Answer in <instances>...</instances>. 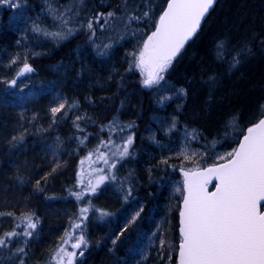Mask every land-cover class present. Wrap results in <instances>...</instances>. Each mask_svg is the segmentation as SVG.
Here are the masks:
<instances>
[{
    "label": "trees",
    "instance_id": "obj_1",
    "mask_svg": "<svg viewBox=\"0 0 264 264\" xmlns=\"http://www.w3.org/2000/svg\"><path fill=\"white\" fill-rule=\"evenodd\" d=\"M115 2L85 0L89 8L103 12ZM134 2L144 9L153 6L155 14L165 0ZM24 3L19 10L0 5V212L5 213L0 216V235L14 228L20 231L16 217L34 214L40 221L38 235L29 238L25 264H49L65 231L78 221L80 209L88 207L82 227L90 243L74 264H137L144 252L147 259L141 264H176L181 170L224 161L219 154L236 147L239 137V130L230 124L233 116L243 127L264 103V49L259 40H253L254 36L264 39V0H218L198 34L173 62L166 82L151 89L141 86L139 69L128 71L132 57L126 53L138 50L140 37L125 35L109 57H99L83 32L57 41L30 31L33 21L49 31L53 22L45 11L46 0ZM115 27L121 31L119 22ZM116 32L98 30L97 35L104 40ZM219 41L230 42V47L252 41L254 54L230 71L227 63L216 59ZM17 54L19 59L12 64ZM25 58L34 71L20 77L17 86H9L5 81L17 76ZM180 89L187 91L186 97L178 94ZM60 103L65 108L54 114L51 109ZM73 103L76 106L70 107ZM113 118L135 127L124 133L101 131ZM173 118L177 127L169 131ZM129 134L134 135L132 154L111 169L116 149L99 147L101 142L111 136L122 143L120 137ZM84 135L87 140L81 143ZM100 152L108 155L109 164L93 155L95 171L90 176L86 171L85 184L90 178L95 182L100 174L96 169L115 174L125 189L133 190L128 202L118 182H105L84 200L70 194L81 190V160L85 163L89 153ZM52 196L55 199H48ZM140 206L143 212L125 233L127 239L121 237L125 242L113 246L126 219ZM101 212L111 215L101 216ZM157 228L163 229L164 249L158 247ZM20 246L13 241V249ZM0 264H13L8 250H0Z\"/></svg>",
    "mask_w": 264,
    "mask_h": 264
},
{
    "label": "snow or ice",
    "instance_id": "obj_2",
    "mask_svg": "<svg viewBox=\"0 0 264 264\" xmlns=\"http://www.w3.org/2000/svg\"><path fill=\"white\" fill-rule=\"evenodd\" d=\"M101 2L103 3V0ZM214 3L215 0H165L164 5L154 14L153 6L144 9L134 0H116L115 4L107 5L111 8L107 12L89 8L85 0H65L62 4L55 0H46L45 11L52 19L53 30L42 28L36 21L32 22L29 30L57 41L67 40L78 32H83L99 57H109L115 43L123 40L125 35L138 36L141 38L138 50L126 53L132 57L128 71L139 69L143 76L141 86L151 89L165 81V75L173 62L184 50L185 45L196 36ZM0 5L16 10L26 6L24 0H0ZM117 22L120 24L119 32H116ZM141 24L144 25L143 28H139ZM98 30L113 31L116 35L101 40L97 35ZM253 40H259L261 49H264V39L254 36ZM253 54L252 41L231 47L230 42L219 41L215 49L217 61L227 63L230 71L237 70ZM17 59L19 54L11 63L15 64ZM33 71L25 58L17 76L5 83L17 86L20 77ZM210 80L214 82L215 77H210ZM178 94L186 97L187 91L180 89ZM75 106L73 103L70 107ZM64 108L65 104L60 103L51 111L55 114ZM80 119L81 117H76L77 121ZM73 123L81 132L84 131L76 121ZM230 124L239 130V137L242 139L237 138V146L231 151L219 154V158L225 162L203 171L199 170L197 165L195 169L184 172L187 195L184 197L183 211L180 213L181 242L178 245V264H264V211L261 210L264 207V103L258 106V111L243 127L239 125L235 115ZM134 127V123L121 125L113 118L109 125L101 126V131L108 129L109 132L118 130L119 133H124L126 129ZM176 127L177 121L173 118L169 131ZM84 140H87V135H84L80 142ZM120 140L122 143H117L110 136L107 142L102 141L99 146L115 147L113 155L117 156V159L110 164L111 169H115L121 159L132 154L129 149L133 144L134 135L121 136ZM93 155H96L97 159L102 158L106 165L109 164L108 155L102 152L89 153L86 159L91 162ZM53 157L59 163L56 150H53ZM80 163L83 165L84 160ZM96 171L100 174L95 177V182L90 178L85 184L82 169L79 180L81 190L70 194L77 200H84L89 194L95 195L105 182H118L121 190L125 192L123 199L128 202L132 196L131 187L125 189L123 182L119 181L115 174H103V169ZM212 178L218 183L214 185L215 190L209 192L207 186ZM36 183L38 186L40 181ZM37 190L43 191V188L37 187ZM88 212V207L80 209L78 221L70 225V230L65 231L61 238L62 243L58 244L50 255L49 264H52V261L55 264H74L77 254L81 257L84 255L90 242L86 238L82 223L88 219ZM141 212L142 206L133 210L121 231L112 240L113 246L117 241L125 242L121 241V237H125L128 228L139 219ZM2 215L5 213L0 212V216ZM7 215L11 216L13 213ZM100 215L107 216L111 213L101 212ZM16 219L21 223L15 227L21 230L16 231L14 228L0 235V250H8V259L12 260L13 264H25L29 238L38 235L36 230L40 221L34 214L19 216ZM157 232L161 233V236L157 237L158 247L164 249L166 240L163 229L157 228ZM13 241L23 246L13 249ZM68 245L71 251L68 250ZM112 250L115 251V247ZM144 259H147L146 252L141 253V261ZM141 261H137V264H141Z\"/></svg>",
    "mask_w": 264,
    "mask_h": 264
},
{
    "label": "water",
    "instance_id": "obj_3",
    "mask_svg": "<svg viewBox=\"0 0 264 264\" xmlns=\"http://www.w3.org/2000/svg\"><path fill=\"white\" fill-rule=\"evenodd\" d=\"M217 1H218V0H215V3L213 4V7L209 10V12H208V14L206 15L205 19L202 21V23H201V28H202V26H203L205 20L207 19L209 13L211 12V10H212V9L214 8V6L216 5ZM201 28H200V29H201ZM200 29L198 30V32L200 31ZM198 32H197V34H198ZM197 34H196V35H197ZM194 38H195V36L193 37V39H194ZM189 42H190V41H189ZM189 42H188V43H189ZM186 45H187V44H186ZM186 45H185V46H186ZM241 139H242V137H241ZM224 162H225V161H222V162H219V163H216V164H212V165H209V166H206V167H203V168H199V170L203 171L204 169H206V168H208V167H212L213 165L222 164V163H224ZM189 170H192V169H182V170H181V175H182V179H183V198H182V200H181V203H180V209H179V235H180V238H181V233H180V227H181L180 220H181V217H180V213H181V211H183V200H184V197L187 195V190H186V187H185V177H184V172H185V171H189ZM217 183H218V181H217L215 178H212L211 182H210V183L208 184V186H207L208 191H209V192L214 191V190H215L214 185L217 184ZM262 204H264V202H262ZM261 210H262V208H261ZM262 211H264V210H262ZM180 242H181V240H180ZM180 242H179V243H180ZM178 245H179V244H178ZM176 264H178V252H177Z\"/></svg>",
    "mask_w": 264,
    "mask_h": 264
},
{
    "label": "rangeland",
    "instance_id": "obj_4",
    "mask_svg": "<svg viewBox=\"0 0 264 264\" xmlns=\"http://www.w3.org/2000/svg\"><path fill=\"white\" fill-rule=\"evenodd\" d=\"M97 161V159L95 158V156L92 157V161H88L86 159V162L84 163V168H83V175L86 176V171H88V175L90 176V171L91 173H93L95 171V162ZM97 170V169H96Z\"/></svg>",
    "mask_w": 264,
    "mask_h": 264
},
{
    "label": "flooded vegetation",
    "instance_id": "obj_5",
    "mask_svg": "<svg viewBox=\"0 0 264 264\" xmlns=\"http://www.w3.org/2000/svg\"><path fill=\"white\" fill-rule=\"evenodd\" d=\"M262 210H264V207H262Z\"/></svg>",
    "mask_w": 264,
    "mask_h": 264
}]
</instances>
